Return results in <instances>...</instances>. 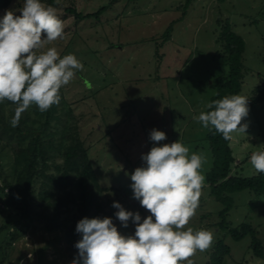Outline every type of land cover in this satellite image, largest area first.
<instances>
[{
	"label": "rangeland",
	"instance_id": "1",
	"mask_svg": "<svg viewBox=\"0 0 264 264\" xmlns=\"http://www.w3.org/2000/svg\"><path fill=\"white\" fill-rule=\"evenodd\" d=\"M54 1L55 5L50 0L43 3L57 9V16L65 21L66 35L52 46L61 56L74 54L83 67L60 89V102L51 106L50 130L72 128L79 133L103 189L98 197L103 218L108 217L113 201L126 211L139 212L142 219L150 215L133 198L129 175L142 166L141 155L154 143L170 144L180 139L190 153L203 156L198 207L185 227L212 233L210 246L190 257L193 264H210L218 241L230 248L223 264H264V259L254 256L250 237L236 242L219 226V213L225 207L206 184V174L213 165L206 138L209 130L193 120L194 115L208 110L205 105L215 95L219 77L228 71L220 43L222 24L228 20L245 41L247 72L239 95L247 99L248 107V115L241 120L247 124L245 134L236 132L230 140L235 158L231 173L244 177L258 174L248 160L252 152L264 151V101L254 103L256 88L264 80V0H191L186 10V0ZM20 6L18 0H12L0 15ZM102 7L106 11L97 19L77 21L68 12L75 8L83 15L94 14ZM170 26L166 41L164 35ZM152 129L163 131L166 139L152 142ZM13 160L11 147L0 142V187L4 180L16 185ZM55 163L61 164L62 158ZM40 189L39 184L35 186L32 200L37 213L43 207L38 199ZM74 191L77 194V189ZM229 196L233 204L225 217L229 227L251 224L264 248V195L244 191ZM78 215L77 207L71 205L52 230L35 217L1 234V263L71 264L77 253L69 247L67 235ZM18 216L13 202L9 207L0 202V226L16 222ZM116 227L123 235L134 232L131 221L124 228L116 218ZM13 235L16 240H12Z\"/></svg>",
	"mask_w": 264,
	"mask_h": 264
},
{
	"label": "clouds",
	"instance_id": "2",
	"mask_svg": "<svg viewBox=\"0 0 264 264\" xmlns=\"http://www.w3.org/2000/svg\"><path fill=\"white\" fill-rule=\"evenodd\" d=\"M18 2L19 8L0 15V103L15 105L12 127L31 105L45 112L58 104L60 89L83 67L74 54L61 56L52 46L66 35L57 9L43 0ZM205 107L208 111L193 116L201 127L215 130L225 140L236 132L245 134L247 124H241L248 115L245 97L232 94ZM149 139L160 142L166 135L152 129ZM141 160L142 166L129 175L130 188L150 215L142 219L139 212L126 211L113 201L121 226L127 228L129 221L134 225L131 235L121 234L110 217L80 219L75 232L81 238L74 244L78 252L71 264H193L190 257L210 246L209 230L185 227L198 207L203 156L190 153L179 139L154 143ZM248 162L256 173L264 174V151L252 152Z\"/></svg>",
	"mask_w": 264,
	"mask_h": 264
},
{
	"label": "trees",
	"instance_id": "3",
	"mask_svg": "<svg viewBox=\"0 0 264 264\" xmlns=\"http://www.w3.org/2000/svg\"><path fill=\"white\" fill-rule=\"evenodd\" d=\"M11 2L12 0H0V10L9 7ZM50 2L56 4L54 0ZM190 3L191 0H186L185 10ZM105 11L106 8L102 7L94 14L83 15L75 8L68 9L77 21L97 19ZM171 31L172 26L165 33L164 40L169 39ZM220 43L224 48L228 71L219 77L215 86V95L211 101L232 94L239 95L242 92L245 72H247L243 63L245 41L233 31L228 20L222 24ZM256 94L254 103L263 102L264 80L256 88ZM14 107L15 105L7 100L0 103V142H5L13 151V168L16 177V185L4 180V186L0 187V202L6 207L13 202L19 216L14 223L2 224L0 235L16 229L25 220H33L35 217L38 221L45 222L48 230H52L59 225L60 218L68 214L70 206L75 205L79 215L74 217V222L68 230L67 243L77 253L78 250L74 244L81 235L75 232L76 223L84 217L103 218L104 212L103 206L98 202L103 189L94 171L88 149L81 141L79 133L72 128L51 132L54 116L51 107L45 112H40L35 105H31L22 113L17 126H10L9 121ZM65 127H67L66 124ZM206 138L213 157V165L206 174V184L211 190V195L225 207L219 213L221 218L219 226L227 229L230 237L236 242L250 237V248L254 256L264 259V248L258 238L257 230L248 223L231 229L225 219L233 206L229 195L244 191L259 196L264 195V174L252 177L232 175L235 158L230 147V140H225L215 130L209 131ZM58 157L62 158L61 164L55 163ZM52 168L54 172H51ZM75 178H77L76 182ZM38 184L41 187L38 199L43 207L37 213L32 209V200L34 188ZM72 188L77 189V194ZM115 212V208L111 207L108 217L112 218L116 226ZM16 239L17 236L13 235L12 240ZM229 254L230 248L224 241H218L210 264H223ZM0 264H2L1 261Z\"/></svg>",
	"mask_w": 264,
	"mask_h": 264
}]
</instances>
